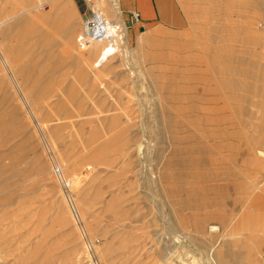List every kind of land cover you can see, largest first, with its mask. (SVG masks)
<instances>
[{
    "label": "rangeland",
    "instance_id": "rangeland-1",
    "mask_svg": "<svg viewBox=\"0 0 264 264\" xmlns=\"http://www.w3.org/2000/svg\"><path fill=\"white\" fill-rule=\"evenodd\" d=\"M246 1L122 24L129 52L96 65L93 0H0V264L264 261V82L223 69L264 63Z\"/></svg>",
    "mask_w": 264,
    "mask_h": 264
},
{
    "label": "bare ground",
    "instance_id": "bare-ground-1",
    "mask_svg": "<svg viewBox=\"0 0 264 264\" xmlns=\"http://www.w3.org/2000/svg\"><path fill=\"white\" fill-rule=\"evenodd\" d=\"M93 1L95 2V5L98 7V9L94 13V16L90 20L84 23L85 24L84 32L86 31V34L84 33V35L86 36L85 38L87 39V43L84 47L89 46L91 51L93 50L97 51L94 64L99 65L105 62L110 56L112 57L117 51H120L121 48L124 49L125 54L126 52H129V49L127 46L128 37L125 33H122L124 32L123 30L122 32L120 30V26H122V23L120 25H117L116 24L117 22L115 23L113 20L110 19L112 17L113 11L111 10L112 11L111 12L109 9H106V7L101 6L102 5L101 3H103V0H93ZM41 4L42 2L39 1L37 6ZM245 5L247 6V9L251 11L252 13L251 16L255 18L261 17V19H264V0H249V1L247 0ZM117 21L119 20L117 19ZM120 22H121V19H120ZM1 23H3V21L0 22V25ZM154 35H155L154 37H156V33H154ZM139 39H140V36H139ZM220 48L221 49L219 50L223 52L224 48L223 47H220ZM221 59H222V62L224 63H226L229 60V58L224 55L221 56ZM235 60H236V63L244 64L246 65V67L242 68L239 66L224 65L223 69L225 70V72L230 73L232 76L245 73V76L248 77L250 80L248 82V81H243V80L234 78L232 79V81H230V84L236 87L245 86L246 89L257 92L259 90V86L256 83L254 84L253 82H258V81L264 82V71L261 73L260 71H253L252 69H262V68L264 69V63H261L252 57L248 60L243 59L242 57H237L235 58ZM4 64L7 65L6 62ZM260 90L264 91V87L261 88ZM136 151L138 154H143V148L141 144L136 146ZM256 154L264 158V151L259 150ZM216 230H217L216 226H210V232L213 233ZM178 237L176 238L175 243L180 242L183 238L181 237L179 239ZM194 262L195 261L192 260L191 263H187V264H195ZM221 263L225 264L224 262H220V264Z\"/></svg>",
    "mask_w": 264,
    "mask_h": 264
},
{
    "label": "crops",
    "instance_id": "crops-1",
    "mask_svg": "<svg viewBox=\"0 0 264 264\" xmlns=\"http://www.w3.org/2000/svg\"><path fill=\"white\" fill-rule=\"evenodd\" d=\"M182 6V0H115L122 24L129 23V28L136 25L139 31L144 30L146 24L150 27L178 28L184 19ZM131 13L137 15L135 22ZM258 264H264V261Z\"/></svg>",
    "mask_w": 264,
    "mask_h": 264
},
{
    "label": "built area",
    "instance_id": "built-area-1",
    "mask_svg": "<svg viewBox=\"0 0 264 264\" xmlns=\"http://www.w3.org/2000/svg\"><path fill=\"white\" fill-rule=\"evenodd\" d=\"M85 3H87V0H84ZM89 9V8H88ZM90 11V17L93 15V12L89 9ZM132 20L135 22L137 20V15L131 13ZM86 20V19H85ZM90 23V22H89ZM142 29V28H141ZM86 34V31L84 32ZM86 36L84 34H81L77 37V42L79 43V46L82 48L86 45L87 39L85 38Z\"/></svg>",
    "mask_w": 264,
    "mask_h": 264
}]
</instances>
